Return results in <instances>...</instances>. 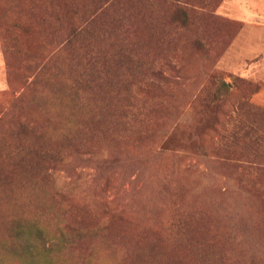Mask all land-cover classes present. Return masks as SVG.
Listing matches in <instances>:
<instances>
[{"label":"rangeland","instance_id":"374dc122","mask_svg":"<svg viewBox=\"0 0 264 264\" xmlns=\"http://www.w3.org/2000/svg\"><path fill=\"white\" fill-rule=\"evenodd\" d=\"M109 1L0 0V264H264V0Z\"/></svg>","mask_w":264,"mask_h":264},{"label":"trees","instance_id":"16d2710c","mask_svg":"<svg viewBox=\"0 0 264 264\" xmlns=\"http://www.w3.org/2000/svg\"><path fill=\"white\" fill-rule=\"evenodd\" d=\"M117 1L118 0H110L107 6L114 4ZM134 2L137 4L138 8L140 9L139 13H141L143 8L146 10L151 9L153 5L157 2V0H134ZM97 15H95V17L92 16V19L90 17L89 19H86L76 24L72 29V37L76 38L80 35H84L85 33H87L91 27L92 22L95 20ZM136 63H139V61L137 60ZM137 66L138 65L136 64V67ZM157 76H159V74L152 72L151 77L146 79V81L144 79H139L137 83V87L141 91H146L147 93H153V94L156 93L157 82H155V80H157ZM110 82H113V80L108 79L107 81V78H104L102 76H91L89 79H81V80L71 83L70 89L72 90V96L74 98H77L80 92L84 89H96L97 88L101 92V88L103 87L102 84L105 83L107 85V83H110ZM99 83H102V84H99ZM107 94L108 93L103 92V95H107ZM52 152H55V151H52ZM26 230L28 229L26 228L24 224H21L19 221H16V226L14 227V231H13V239L15 243L19 245V248L22 249L23 252L22 254H20L19 250L16 249L15 254H14V257H15L14 259L23 264H50L48 260L38 259V256L34 255L33 253L34 250L32 249L29 243L22 244V241L23 239H25L26 235H31L30 232ZM34 234L37 238L44 235V233L41 230H36V231L34 230Z\"/></svg>","mask_w":264,"mask_h":264},{"label":"crops","instance_id":"0c3cea01","mask_svg":"<svg viewBox=\"0 0 264 264\" xmlns=\"http://www.w3.org/2000/svg\"><path fill=\"white\" fill-rule=\"evenodd\" d=\"M254 99L258 104L264 106V89L256 93Z\"/></svg>","mask_w":264,"mask_h":264}]
</instances>
